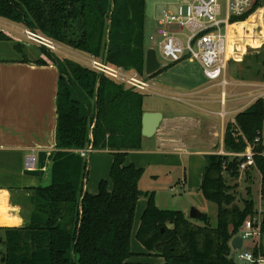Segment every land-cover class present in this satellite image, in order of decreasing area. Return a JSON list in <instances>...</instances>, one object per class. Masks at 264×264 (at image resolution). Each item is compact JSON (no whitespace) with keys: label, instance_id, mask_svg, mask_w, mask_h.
<instances>
[{"label":"trees","instance_id":"1","mask_svg":"<svg viewBox=\"0 0 264 264\" xmlns=\"http://www.w3.org/2000/svg\"><path fill=\"white\" fill-rule=\"evenodd\" d=\"M111 1L0 0V19L29 27L99 61L108 52V65L146 77L145 0H124L119 8L115 0L108 38ZM262 7L258 0L250 13ZM247 19L246 15L231 22ZM13 40L0 29V41ZM16 49L20 50L19 45ZM41 49L44 58L35 63L56 64L60 69L51 182L34 191L29 227L0 228L5 263L128 264L135 256L131 240L136 207L146 195L148 204L136 236L146 250L165 264H235L230 243L247 219L258 213L250 196L243 207L237 203V185L229 180L241 178L240 165L245 159L230 154L244 153L252 145L264 203V99L227 124L224 148L229 155L208 157L200 192L218 207V224L212 227L205 214L197 221L181 210L159 209L153 195L139 188L145 170L126 164L130 152L143 149L146 95L72 58L61 64L51 52ZM91 147L113 156V189L103 180L95 195L85 190L88 162L81 155Z\"/></svg>","mask_w":264,"mask_h":264},{"label":"crops","instance_id":"2","mask_svg":"<svg viewBox=\"0 0 264 264\" xmlns=\"http://www.w3.org/2000/svg\"><path fill=\"white\" fill-rule=\"evenodd\" d=\"M261 11H264V7L259 8L256 14ZM256 26L260 27L259 24ZM24 27L0 19V29L14 39L0 41V228L25 229L31 225L34 191L50 184V171L56 151V102L60 69L56 64L41 66L35 63L44 58L43 50L20 35ZM238 36L235 33V39ZM16 45H19V51ZM262 45L250 44L249 49L258 50ZM249 49L246 47L242 56L231 62L240 65ZM24 59L29 62H24ZM158 60L162 63L160 57ZM176 64L163 61L162 72L152 80L157 90L156 96L165 101L150 105L144 102L143 109L145 113H161L162 121L152 138H144L141 151L128 154L127 165L143 168L140 167L141 155H137L143 153L154 163L173 166L176 163L172 159L177 157L202 159L213 155H229L224 148L227 124L234 123L237 114L248 109L258 99H264V81L257 77L245 81L246 78L240 77L239 71L236 76L241 81L227 80L225 89L219 81L208 80L204 73V78H201L194 73L180 74L176 68L167 71L165 79L159 80L157 76ZM221 87V92L217 91ZM228 102L231 103L227 111ZM98 152L109 154L107 151ZM30 154L36 157V164L31 169L26 167V158ZM201 168L202 163L199 170ZM203 171L202 168V174ZM202 179L203 176L198 182L199 188ZM85 190L89 192L87 182ZM89 193L95 195L97 190ZM139 227L137 225V233ZM132 244L133 232L131 248ZM135 249L132 248L133 253L141 257H132L128 264L149 262L150 256L154 255L144 246L139 249L136 246Z\"/></svg>","mask_w":264,"mask_h":264},{"label":"rangeland","instance_id":"3","mask_svg":"<svg viewBox=\"0 0 264 264\" xmlns=\"http://www.w3.org/2000/svg\"><path fill=\"white\" fill-rule=\"evenodd\" d=\"M188 0H145L146 3V29H145V46L147 49L157 48L160 38L156 35V28L158 26V19L163 15L166 10H174L175 5L179 3H186ZM262 6L264 7V0H261ZM115 4V3H114ZM124 0H117V6L122 7ZM112 5V1H111ZM114 6L112 5V8ZM111 14V13H110ZM256 24H259L258 28ZM231 30L234 33L239 34L238 39H235V43L239 45L241 53L244 49L251 48L250 44L253 46L262 45L264 43V11L251 17V19L245 23H239L234 25ZM262 31V32H261ZM259 34H263L260 37ZM247 45V46H246ZM61 52H54L52 56L57 58V60L62 64L63 59L72 58L76 61H85V59L90 58L84 53L75 51L73 49L61 46ZM263 46V45H262ZM253 49V48H252ZM106 54V53H105ZM105 57V56H104ZM160 57V56H159ZM161 64L163 61L161 59ZM180 73L195 74L201 78H204L203 69H201L198 64L190 63V61L185 60L177 63L171 68L164 71L161 76H157L161 79H165L167 71L175 69ZM227 80L229 82L233 80L241 81L236 75L238 71L240 77L247 79L261 78L264 73V46L258 50L249 49L247 55L245 56L243 62L238 65L234 62L229 63L227 69ZM148 82L152 83L153 78L145 77ZM261 80V79H260ZM230 89V87H229ZM221 88H217V91L221 92ZM144 102L146 105L151 103H159L165 101L162 97L156 96L155 94H145ZM230 103L228 102L227 111L230 110ZM218 108V107H217ZM220 110V108H218ZM261 139L264 146V120L261 130ZM247 151V150H246ZM245 153V152H244ZM241 153V154H244ZM141 155V162L143 169L145 170L143 177L140 180L139 188L143 193L148 195H153L156 206L161 210H181L186 214H190L192 208H196L201 211L209 219L210 225L216 227L218 224V207L217 205L207 201L198 187V182L200 183L208 165V157H203L202 159L190 158L187 156L177 157L172 159L173 165H165L154 163L147 154H137ZM88 170H87V188L89 192H98L100 183L104 180L107 182L108 189H113V183L110 178V171L113 164V156L105 152H98L93 150L89 158H87ZM156 162V161H155ZM207 162V164H206ZM200 163H202V168H200ZM137 165V164H136ZM199 170V171H198ZM245 174H242L239 180H229L230 184L237 185L238 200L237 202L240 207H243L244 199L252 198L255 204V209L257 213H264V203L261 200V189L262 182L261 176L256 169L254 164L252 167L247 169ZM250 179V180H249ZM194 181V182H193ZM200 186V185H199ZM249 188V190H248ZM248 191L250 193H248ZM148 197L146 195L142 196L137 204L135 219L133 225V244L132 248L136 251V246L139 249L143 247L142 244L136 239L137 225H140L142 215L147 207ZM257 216V215H255ZM252 218V217H251ZM249 219V218H248ZM247 219V220H248ZM197 222V221H195ZM199 224H204L203 222H197ZM243 228L241 229L242 232ZM0 232V236H1ZM261 248L264 253V230H262L261 236L256 235L254 238L246 240L244 250H251L255 246ZM133 251V250H132ZM6 249L0 244V264H7L4 261ZM136 257H141L134 253ZM236 264H244L238 261L236 254L232 253ZM148 262L151 264H165V260L158 256H150ZM232 259V258H231ZM233 260V259H232ZM142 261V260H140ZM147 262H141V264H146Z\"/></svg>","mask_w":264,"mask_h":264},{"label":"built area","instance_id":"4","mask_svg":"<svg viewBox=\"0 0 264 264\" xmlns=\"http://www.w3.org/2000/svg\"><path fill=\"white\" fill-rule=\"evenodd\" d=\"M257 1L188 0L186 3L175 5L174 10H166L157 21L156 35L160 38L157 48H154L157 57L160 56V59L169 64L185 60L196 62L202 67L208 80L219 81L225 89L228 86L226 72L229 63L238 60L243 54L235 43V33L231 30L232 26L239 22L232 23L231 21L247 15L248 19L244 21L247 22L259 11L257 9L252 14L250 13ZM20 35L51 53L61 52V47L56 42L29 27L25 26ZM262 36L263 34H261ZM78 62L141 93L157 94L155 86L138 73H130L124 68L112 67L94 57ZM222 98L225 100V94ZM90 149L81 152L82 157L87 158ZM233 156L245 159L240 165L242 174L255 164L253 147L250 144L244 154H234ZM35 164V155L27 156L26 167L31 169ZM263 226L264 213L259 212L257 216L249 218L245 222L242 232L238 234L243 238V247L235 251L230 243L231 252L236 254L239 262L264 264V253L260 247L256 245L251 250H244L245 241L254 238L256 235L261 236ZM232 253L231 258L235 262Z\"/></svg>","mask_w":264,"mask_h":264},{"label":"water","instance_id":"5","mask_svg":"<svg viewBox=\"0 0 264 264\" xmlns=\"http://www.w3.org/2000/svg\"><path fill=\"white\" fill-rule=\"evenodd\" d=\"M115 0H112V5L114 6ZM114 13V7L112 8L110 17H109V29H108V38L111 33V21ZM107 53L104 57V62L107 63ZM162 69V65L158 60L157 52L155 49H149L146 53V67H145V74L147 76H152L158 73ZM162 121V114L161 113H144L142 117V136L144 138H152ZM92 147L89 151L87 158L90 157L92 152ZM88 175V174H87ZM202 212L196 208H192L190 211V218L192 220L199 221L202 217ZM231 247L233 250L237 251L243 247V238L240 235L235 236L231 241ZM75 254V253H74ZM73 254V255H74Z\"/></svg>","mask_w":264,"mask_h":264},{"label":"bare ground","instance_id":"6","mask_svg":"<svg viewBox=\"0 0 264 264\" xmlns=\"http://www.w3.org/2000/svg\"><path fill=\"white\" fill-rule=\"evenodd\" d=\"M233 27V26H232Z\"/></svg>","mask_w":264,"mask_h":264}]
</instances>
